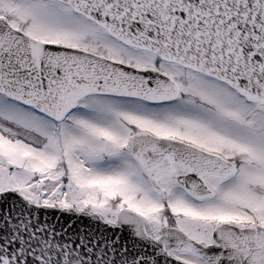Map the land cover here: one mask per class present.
Wrapping results in <instances>:
<instances>
[{"label":"snow or ice","instance_id":"snow-or-ice-1","mask_svg":"<svg viewBox=\"0 0 264 264\" xmlns=\"http://www.w3.org/2000/svg\"><path fill=\"white\" fill-rule=\"evenodd\" d=\"M0 264H264V0H0Z\"/></svg>","mask_w":264,"mask_h":264}]
</instances>
